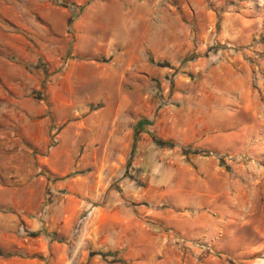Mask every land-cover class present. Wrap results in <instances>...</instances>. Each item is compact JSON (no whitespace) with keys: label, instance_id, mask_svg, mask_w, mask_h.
<instances>
[{"label":"rangeland","instance_id":"rangeland-1","mask_svg":"<svg viewBox=\"0 0 264 264\" xmlns=\"http://www.w3.org/2000/svg\"><path fill=\"white\" fill-rule=\"evenodd\" d=\"M98 1L115 3L119 11H136L146 22L161 20V29L152 28L150 34L161 37L163 46L165 41L172 45L162 48V58L148 54L143 65L136 62L138 69L150 68L146 80L133 81L140 87L114 89L115 96L126 95L131 102L146 97L152 114L164 104H174L177 111L180 98L187 95L189 107L202 117L193 119L197 126L230 135L224 141L217 136L220 150L200 152L222 164L230 180L221 201L233 199L230 213L236 219L226 243L220 231L210 237L164 227L138 210L149 203L125 195L127 188L143 186L151 177L155 157H164L171 148L175 156L189 146L173 149L167 140L154 153L141 146L144 139L145 145L156 144L158 137L147 131L136 135L127 152L85 151L80 145L77 151H59L57 125L64 120L48 127L44 144L26 136L38 135L37 126L26 127L28 119L35 122L42 113L52 119L47 86L53 78L65 81V62L71 56L64 47L72 43V23L82 15L97 16L93 7ZM47 22H57L60 35ZM108 59L95 57L102 63ZM159 68L163 71L157 74ZM241 85L246 92L242 99H237L238 92L229 94ZM95 90L86 88L85 93L90 96ZM102 90L98 99H85V111H106V92L113 89ZM54 94L63 97L65 91L57 87ZM213 114L221 125H211ZM100 177L103 187L90 189ZM78 179L83 184L80 194L67 187L70 182L77 190L73 183ZM87 204L94 206L93 212L75 232ZM63 210L68 216L56 220ZM75 211L77 216L70 219ZM53 241L45 256L36 249ZM0 252L56 256L60 264L264 263V0H0Z\"/></svg>","mask_w":264,"mask_h":264},{"label":"crops","instance_id":"crops-1","mask_svg":"<svg viewBox=\"0 0 264 264\" xmlns=\"http://www.w3.org/2000/svg\"><path fill=\"white\" fill-rule=\"evenodd\" d=\"M96 4L97 6L93 8H97L95 11L97 16L82 15L72 23L73 40L71 44L64 47V52L71 56L65 62V81L60 82L53 78L52 83L47 86V93L51 95L50 99L53 105L51 107L52 119L48 115L43 113L41 115L40 111H36L40 115L35 122L33 119H28L25 124L26 127L37 126L38 135L35 137L27 133L26 136L32 143L35 141L34 143L37 145L44 144L47 138L44 133L48 127L52 124L57 125L64 120L61 125H57L60 128L56 133V145L59 151H77L80 145L85 151L127 152L136 135L145 136L147 131L152 132L158 137L157 139L162 141L171 140L174 144L173 149L189 146V149H185L186 151L175 156H173L174 150L172 151L171 148L163 154L169 160H163L164 157H155L149 167L151 177L145 181L143 186H140L142 183H139L140 185L136 189L127 188L125 195L139 203L143 201L149 203L148 207L145 204H140L144 207L138 208V210L164 227L186 234L205 232L210 237H212L210 233L213 231H220L221 240L223 239V242L226 243V240H230L235 231L231 225L236 219V215L230 213L231 207L234 206L233 199L228 204L221 201L224 184L230 180L225 179L222 164L211 160L200 152L210 149L220 150L217 146L219 145L217 136L224 141L230 135L217 134L216 128L202 129V124L197 126L193 119L200 121L202 117L192 109L193 107H189V103L186 101L187 95L180 98L182 106L177 111L174 104H170L171 107L164 104L156 112L153 110L154 115L153 112L149 114L151 102L146 103V97L138 98L136 102L126 100L127 97L123 94L116 97L114 89L124 86L140 87L133 81L146 80L145 74L150 71V68L145 65L143 69H138L136 62L143 65L145 55L148 54L154 56L155 59L162 58V48H170L172 45L171 42L165 41L163 46L161 37L155 38L150 34L152 28L154 31L156 28L157 30L161 29V20L158 23L152 22V24L149 20L146 22V16L139 18L136 11L130 13L117 10L119 7L115 3L98 1ZM141 6L149 9L146 3H141ZM132 7L135 9L137 6L130 5L129 8ZM126 12L130 15H124ZM47 23L60 35V28L56 26L57 22ZM99 56L109 59L102 63L95 60V57ZM162 71L163 69L159 68L157 74ZM154 82L157 83V80ZM176 82L180 86L186 85L180 79H177ZM57 87L65 91V96H59V98L54 94ZM91 87L99 89L98 92L95 90L94 94L90 95L97 99L104 94L102 89H106V91L113 89L111 93L105 91L106 111H85V99L90 98L89 94L85 92L86 88L90 89ZM77 91L83 92L78 94ZM228 92L229 94L238 92L237 99H242L246 93L242 85L238 89L234 88ZM224 100H228V98H224ZM223 114L225 116V112ZM219 119L217 115L213 114L211 125L215 127L221 125ZM139 121L147 122L138 126ZM142 141L141 146L149 148L154 153L158 146H162L157 142L145 145L147 140ZM55 169L58 170L59 167ZM76 180L73 185L79 187L77 190L76 187L70 185V182L67 183V187L80 194L83 184L81 179H78L77 183ZM100 187H103L101 177L89 184L90 189L97 188L99 191ZM157 202L166 205L159 208L155 205ZM214 204L216 210H211ZM181 208L187 210H181ZM198 209L204 210L199 211ZM77 214L78 211H75L69 218L73 219ZM48 216L49 214L46 217ZM50 216L51 219L54 218L53 214ZM65 216L68 215L63 210L57 214L56 220H65ZM241 218L244 219V216ZM127 219L130 220L129 216ZM95 221V219L92 220V223ZM226 227L228 232L227 237L224 238ZM53 246L54 241L49 244V247L43 244L42 247L36 249L41 250L42 255L45 256ZM21 252L24 254V251ZM43 256H10L0 252V264H60L56 256L50 258ZM262 264L264 263L262 262Z\"/></svg>","mask_w":264,"mask_h":264},{"label":"built area","instance_id":"built-area-1","mask_svg":"<svg viewBox=\"0 0 264 264\" xmlns=\"http://www.w3.org/2000/svg\"><path fill=\"white\" fill-rule=\"evenodd\" d=\"M219 156V155H218ZM221 158V156H220ZM94 206L87 204L82 212L81 215L78 216L77 220H76V224H75V228L74 231L76 232L79 227L86 221V219L88 217L91 216L92 212H93ZM176 241L182 242L183 238H177Z\"/></svg>","mask_w":264,"mask_h":264},{"label":"trees","instance_id":"trees-1","mask_svg":"<svg viewBox=\"0 0 264 264\" xmlns=\"http://www.w3.org/2000/svg\"><path fill=\"white\" fill-rule=\"evenodd\" d=\"M147 121H139L138 123H137V125L138 126H140L142 123H146ZM156 142L158 143V144H161V145H163V144H168V141H162V140H160V139H156Z\"/></svg>","mask_w":264,"mask_h":264}]
</instances>
